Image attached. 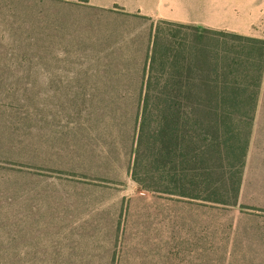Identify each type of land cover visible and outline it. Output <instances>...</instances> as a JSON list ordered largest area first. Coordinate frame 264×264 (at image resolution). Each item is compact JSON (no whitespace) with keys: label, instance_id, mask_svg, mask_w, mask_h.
Instances as JSON below:
<instances>
[{"label":"rangeland","instance_id":"obj_1","mask_svg":"<svg viewBox=\"0 0 264 264\" xmlns=\"http://www.w3.org/2000/svg\"><path fill=\"white\" fill-rule=\"evenodd\" d=\"M103 1L53 0V66L122 89L0 92L18 104L16 145L0 148V245L36 249L0 264H264V213L152 193L131 174L161 16L264 39V0Z\"/></svg>","mask_w":264,"mask_h":264},{"label":"trees","instance_id":"obj_2","mask_svg":"<svg viewBox=\"0 0 264 264\" xmlns=\"http://www.w3.org/2000/svg\"><path fill=\"white\" fill-rule=\"evenodd\" d=\"M144 81L132 179L264 213V39L161 19Z\"/></svg>","mask_w":264,"mask_h":264},{"label":"crops","instance_id":"obj_3","mask_svg":"<svg viewBox=\"0 0 264 264\" xmlns=\"http://www.w3.org/2000/svg\"><path fill=\"white\" fill-rule=\"evenodd\" d=\"M109 1L93 5L99 9L108 8ZM125 2L127 10H139V7H135L134 0ZM161 17L180 23H189L187 21L190 20L170 14ZM45 43L50 47L47 51L40 45ZM24 44H30L27 47L29 49L24 50ZM107 75L115 77L112 73L105 75L95 69L53 66V0H0V92L122 89ZM17 107V103L0 96V148L13 150L12 147L16 145L17 139L14 136L17 132ZM9 135L11 139L7 138ZM35 250L32 246L23 244H3L0 245V261L33 257L36 256L32 254ZM56 251L54 247L53 259L59 257Z\"/></svg>","mask_w":264,"mask_h":264}]
</instances>
